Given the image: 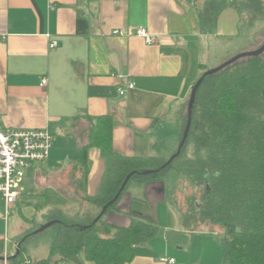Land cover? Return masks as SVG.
Wrapping results in <instances>:
<instances>
[{
	"label": "crops",
	"instance_id": "obj_1",
	"mask_svg": "<svg viewBox=\"0 0 264 264\" xmlns=\"http://www.w3.org/2000/svg\"><path fill=\"white\" fill-rule=\"evenodd\" d=\"M210 2L213 0H0V124L46 128L52 134L49 156L44 160L47 164L35 168L33 164L26 172L23 192L12 205L7 222L0 218V264H21L24 255L33 264H43L40 261L49 256L50 245L44 255L36 257L33 242L25 247L14 238L31 233L39 221L59 218V209L49 207V202L52 206L62 201L65 209L76 206L81 218L99 213L100 208L85 197L97 193L105 158L98 147H88L85 179L74 159L89 143L97 116L111 118L116 153L166 160L174 152L196 78L244 50L233 48L242 22L249 25L242 14L226 4L208 22L205 13ZM128 27L144 28L156 42L147 44L136 35L111 33ZM52 41L54 47H50ZM225 51L227 55L220 59ZM43 77L47 83L41 86ZM127 82L133 88H126ZM90 86L114 87L117 93L90 95ZM119 88H125L124 92L120 94ZM65 175L71 190L62 181ZM138 183L133 185L135 190L145 183L147 198L162 199L159 180ZM135 190V209L125 201L119 204L121 193L118 203L106 211L112 210L108 222L123 227L141 215ZM130 196L127 194V201ZM70 199L77 200L74 206ZM175 228L174 248L164 244L159 249L148 239L134 245L129 264H221V244L206 235L208 228L185 232ZM182 233L193 236L189 241L179 240ZM196 235L205 238L196 240ZM18 244L20 260L7 258L4 262V248L10 251ZM170 258L174 261L169 262Z\"/></svg>",
	"mask_w": 264,
	"mask_h": 264
},
{
	"label": "trees",
	"instance_id": "obj_2",
	"mask_svg": "<svg viewBox=\"0 0 264 264\" xmlns=\"http://www.w3.org/2000/svg\"><path fill=\"white\" fill-rule=\"evenodd\" d=\"M210 3L206 17L214 18L228 4L238 9L242 16L244 10L247 11L250 23L256 18H264L263 0H222L216 8ZM88 93L113 96L117 92L114 87L90 86ZM186 105L187 102L181 136L186 123ZM94 120L89 143L74 159L79 161L85 179L88 147H98L105 158L106 169L97 193L85 197L101 210L116 196L130 172L137 171L130 179L150 181L169 165L157 172L140 174L144 170L160 168L166 160L116 153L112 148L111 118L97 116ZM189 134L193 136V149L205 151L194 173L204 188L199 201L194 202L192 212L187 215L190 225L197 221L226 225L227 230L220 238L221 264H264V52L242 57L202 79L192 106ZM186 141L174 160L183 157ZM120 195L106 211L115 206ZM50 220L53 218L47 222ZM99 221L89 227L84 225L92 221L85 224L56 221L54 224L58 227L49 256L40 263L81 264L79 257L83 256L91 264H129L134 245L150 239L157 232L153 221L132 219L123 227L106 222L99 227ZM190 228L194 231L198 227ZM30 235L33 233L24 235L20 242ZM20 257L19 249L17 256L9 258L19 261Z\"/></svg>",
	"mask_w": 264,
	"mask_h": 264
},
{
	"label": "rangeland",
	"instance_id": "obj_3",
	"mask_svg": "<svg viewBox=\"0 0 264 264\" xmlns=\"http://www.w3.org/2000/svg\"><path fill=\"white\" fill-rule=\"evenodd\" d=\"M220 3H221V0H213L212 6L216 7ZM209 4L211 5V3ZM263 4H264V0H263ZM206 19L208 20V22L212 21V17L210 16L206 17ZM243 20L245 23L249 25H246L242 22V26H243V27L241 26L242 32L237 38H235V41L233 43V48L235 49H239L238 46H240L241 48L244 47L243 48L244 50H241V52L249 51L251 49L253 50V48L254 49L257 48L264 40V18H256L255 20H253V22L250 23L249 15L247 11L244 10ZM232 51H236V50H232ZM238 53L240 52H235V54H238ZM226 55H227V52L225 51V53H223L220 59H224ZM217 61L218 59L212 60L213 63H217ZM219 64H216L212 67H215ZM180 139H181V135L179 137L178 145H179ZM178 145L176 146L172 154L176 152ZM172 154H170V156ZM170 156H168L166 160H168ZM204 156H205L204 150L195 151L193 149V136L192 134H189L187 137L186 144L184 146L183 157H180L172 161L171 164L168 166V168L165 169L163 173H161L155 178V180H159L163 184L162 185L163 189L161 192L162 194L161 200L155 201V200H151L147 198V195H146L147 192L143 188L145 183H142L141 188H139L138 190H135V188H133V185L140 184L138 183L136 178L130 179L123 189L119 204L125 201L131 206V209H135L136 201L132 200V193H133L132 191L135 190V193L140 198L138 200V204H139V210L141 212L140 213L141 215L134 216L133 219L153 221L154 225L157 227V232L153 237L150 238V240L154 241V243L158 245L159 249H160V246H163L164 244H169L171 248H174L176 246L174 244V241L177 240L175 227H180L184 229V232L188 229H191L190 227L192 226L195 228L197 227L198 228H201V227L211 228L212 230L210 229L206 230L207 231L206 235L209 236L210 239L214 240L215 243L217 244H220V238L225 234L227 230L226 225L221 222H217L213 224L208 221H205V222L197 221V222H193L192 225H190V221L187 217V215L193 210L192 207H194V202L199 201L202 195V192H203L204 185L196 179L194 173L196 172L198 161L202 159ZM45 164H47L46 161L36 162L34 163L33 168L37 166L42 167ZM62 181L66 189L68 190L72 189L71 186L69 185V176L65 175L62 178ZM157 186L158 188L160 187L159 184H157ZM127 194H131L129 201H127V197H126ZM59 198L61 199L62 197L59 196ZM76 201L77 200L70 199L69 204L74 206L75 205L74 202ZM117 203L118 202H116V204ZM49 207L59 209L58 210L59 218L53 219V220H58V221H62V220L70 221V222L71 221H81L82 222L81 224H85L86 222L93 221L99 214L98 213L97 215L92 216L91 218H81L79 214H76L77 213L76 206L75 207L67 206V209H65L64 203H62V201H57L54 204H52V206L49 202ZM110 212H112V210L105 213L97 220V222L100 220L98 223L99 225L97 226L101 227L102 226L101 223L103 222H106L107 224L112 225V223L108 222V220L110 219ZM41 220L44 222L43 219ZM117 221H122V218H118ZM45 223H41V221L37 222V224H35V228L32 229L31 231L33 232V230L39 228ZM57 227H58L57 224H53L39 233L30 235L28 239L22 243L23 246L28 247L29 244L33 242V254L36 257L44 255V253L47 252L48 246L51 245V243L53 242L54 236L56 235ZM23 236L24 235L22 236L19 235L15 237L14 239L17 242H20ZM164 236L166 237V239H164ZM180 236L181 237L179 238V240L189 241L191 240V236L193 235H190L188 237L187 234L182 233L180 234ZM195 238L196 240L203 239L205 238V235H196ZM209 252L210 253L213 252V247L209 248ZM79 260L81 261V264H91L90 262L86 261L83 256H80ZM221 262H222V259H221Z\"/></svg>",
	"mask_w": 264,
	"mask_h": 264
},
{
	"label": "built area",
	"instance_id": "obj_4",
	"mask_svg": "<svg viewBox=\"0 0 264 264\" xmlns=\"http://www.w3.org/2000/svg\"><path fill=\"white\" fill-rule=\"evenodd\" d=\"M112 35L141 37L145 43L152 44L156 37L141 27H128L127 29L115 28ZM56 45L52 41L50 47ZM47 83L46 78H42L40 85ZM132 82H127L126 88H133ZM125 88H119V93H123ZM52 144V134L46 128H15L3 127L0 124V218L7 222L12 205L17 197L23 192V180L26 172L34 163L44 161L49 156ZM18 247L13 245L12 250L8 251L6 247L3 252V260L14 256ZM169 262L174 259L170 258ZM21 264H33L31 258L27 255L22 256Z\"/></svg>",
	"mask_w": 264,
	"mask_h": 264
},
{
	"label": "water",
	"instance_id": "obj_5",
	"mask_svg": "<svg viewBox=\"0 0 264 264\" xmlns=\"http://www.w3.org/2000/svg\"><path fill=\"white\" fill-rule=\"evenodd\" d=\"M262 52H264V41L260 44L259 47H257L256 49H253V50H250V51H243V52H240L238 54H235L234 56H232L231 58L225 60L224 62H222L220 65L214 67V68H210V69H207L205 70L201 76L195 81V83L191 86V90H190V94H189V97H188V100H187V105H186V123H185V126L183 128V132H182V136H181V139H180V142H179V145L177 147V150L174 154H172L170 156V158L168 160L165 161L164 164H162L160 166V168L158 169H150V170H144L142 172H139L140 174H148V173H152V172H157L159 169H162V168H165L166 166L170 165L171 162L180 154L181 152V149L188 137V133H189V129H190V125H191V115H192V106H193V103H194V99H195V94H196V90L198 88V85L200 84V82L202 81V79L208 75V74H211V73H215L217 72L218 70H220L221 68H223L224 66L242 58V57H246V56H257L259 54H261ZM137 173V171H133V172H130L122 186L120 187L119 191L117 192L116 196L110 200L107 204H105L101 211L99 212L98 216L91 222V224H88V225H84L85 227H89L91 226L92 224L96 223L97 220L105 214L107 208L109 205L113 204L115 202V200L117 199V197L120 195V193L122 192V190L124 189L127 181L131 178V176L133 174ZM162 187L160 188V191L162 192ZM56 221L58 220H50L48 222H46L45 224H43L42 226H40L39 228H37L36 230H34V234L35 233H39L41 231H43L44 229H46L47 227L53 225ZM20 244H18V248H19ZM19 254V249L16 251L15 256H17Z\"/></svg>",
	"mask_w": 264,
	"mask_h": 264
}]
</instances>
